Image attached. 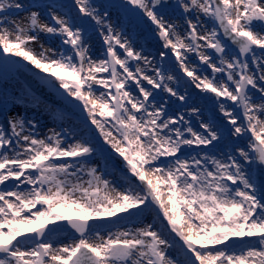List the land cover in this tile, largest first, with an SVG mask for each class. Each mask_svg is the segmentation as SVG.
Listing matches in <instances>:
<instances>
[{"label": "snow or ice", "instance_id": "snow-or-ice-1", "mask_svg": "<svg viewBox=\"0 0 264 264\" xmlns=\"http://www.w3.org/2000/svg\"><path fill=\"white\" fill-rule=\"evenodd\" d=\"M0 264H264V0H0Z\"/></svg>", "mask_w": 264, "mask_h": 264}, {"label": "rangeland", "instance_id": "rangeland-1", "mask_svg": "<svg viewBox=\"0 0 264 264\" xmlns=\"http://www.w3.org/2000/svg\"><path fill=\"white\" fill-rule=\"evenodd\" d=\"M70 214H72V213H70ZM35 227V226H34Z\"/></svg>", "mask_w": 264, "mask_h": 264}]
</instances>
